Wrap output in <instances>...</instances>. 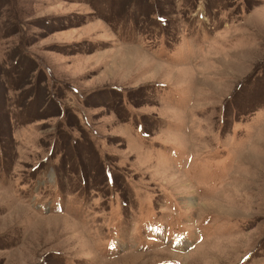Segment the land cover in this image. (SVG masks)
<instances>
[{"label":"rangeland","instance_id":"obj_1","mask_svg":"<svg viewBox=\"0 0 264 264\" xmlns=\"http://www.w3.org/2000/svg\"><path fill=\"white\" fill-rule=\"evenodd\" d=\"M0 264H264V0H0Z\"/></svg>","mask_w":264,"mask_h":264},{"label":"bare ground","instance_id":"obj_2","mask_svg":"<svg viewBox=\"0 0 264 264\" xmlns=\"http://www.w3.org/2000/svg\"><path fill=\"white\" fill-rule=\"evenodd\" d=\"M56 217H59V218H62V220H65V221H69L70 223H71V220L70 219H68L67 217H64V216H56ZM127 255H129V254H127ZM132 256L130 255V256H126L125 258H131ZM135 257V256H134ZM122 258V257H121ZM119 260V259H118Z\"/></svg>","mask_w":264,"mask_h":264}]
</instances>
